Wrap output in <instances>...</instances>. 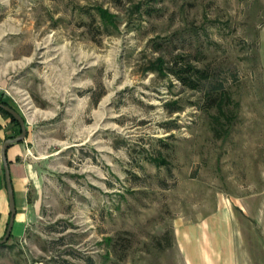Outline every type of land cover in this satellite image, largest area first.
I'll list each match as a JSON object with an SVG mask.
<instances>
[{"label":"rangeland","instance_id":"rangeland-1","mask_svg":"<svg viewBox=\"0 0 264 264\" xmlns=\"http://www.w3.org/2000/svg\"><path fill=\"white\" fill-rule=\"evenodd\" d=\"M178 54L228 80V135ZM0 97L30 212L0 264H180L175 226L221 205L264 264V0H0Z\"/></svg>","mask_w":264,"mask_h":264},{"label":"crops","instance_id":"crops-1","mask_svg":"<svg viewBox=\"0 0 264 264\" xmlns=\"http://www.w3.org/2000/svg\"><path fill=\"white\" fill-rule=\"evenodd\" d=\"M3 116L0 112V139H5L6 123L10 122ZM21 145L16 144L8 150L11 167L12 157L20 153ZM11 172L17 209L14 227L25 228L30 216L27 182L23 177L15 178L13 168ZM9 219V202L4 186L0 187V239L6 233ZM174 241L180 264H238L232 216L223 205L195 221L178 223L174 229Z\"/></svg>","mask_w":264,"mask_h":264},{"label":"trees","instance_id":"trees-1","mask_svg":"<svg viewBox=\"0 0 264 264\" xmlns=\"http://www.w3.org/2000/svg\"><path fill=\"white\" fill-rule=\"evenodd\" d=\"M159 61L160 64L165 63L162 58ZM194 61L197 60L191 55L178 54L168 63L167 69L184 87L203 93L206 111H215L214 114L210 115L214 135L217 138H222L230 132V128L237 117L235 109L238 108L239 104L234 102L231 93L226 88L225 83L228 82L226 78L220 79L215 70L209 67H199ZM0 100L3 101L1 97ZM5 104L8 103L5 102ZM0 112L9 118L12 125L17 126L21 132L20 125L13 116L2 109ZM223 119L226 121L225 125Z\"/></svg>","mask_w":264,"mask_h":264},{"label":"water","instance_id":"water-1","mask_svg":"<svg viewBox=\"0 0 264 264\" xmlns=\"http://www.w3.org/2000/svg\"><path fill=\"white\" fill-rule=\"evenodd\" d=\"M0 109L6 111L11 116H13V118H15V120L19 123L21 128V132L18 135H16L15 137L7 138L3 142L1 149V158L3 161L5 184H6V191H7L9 211H10V219L8 222L6 233L3 236V238L0 239V246H2L8 242V240L12 235L14 223H15V216L17 213L14 187H13L11 169L8 159V150L13 144L20 143L21 141H23L27 137L28 130H27L25 118L16 109H14L12 106L8 104H5V102L1 100H0Z\"/></svg>","mask_w":264,"mask_h":264}]
</instances>
